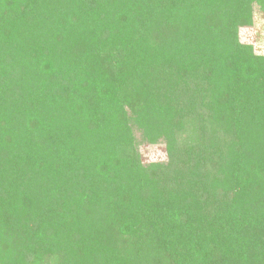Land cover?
Returning a JSON list of instances; mask_svg holds the SVG:
<instances>
[{
  "label": "trees",
  "instance_id": "1",
  "mask_svg": "<svg viewBox=\"0 0 264 264\" xmlns=\"http://www.w3.org/2000/svg\"><path fill=\"white\" fill-rule=\"evenodd\" d=\"M254 9L0 0V264H264Z\"/></svg>",
  "mask_w": 264,
  "mask_h": 264
},
{
  "label": "rangeland",
  "instance_id": "2",
  "mask_svg": "<svg viewBox=\"0 0 264 264\" xmlns=\"http://www.w3.org/2000/svg\"><path fill=\"white\" fill-rule=\"evenodd\" d=\"M252 22L251 27L239 28L238 39L241 43L251 45L255 54L264 56V17L256 9L253 11ZM136 137H138V134H136ZM138 142L137 150L144 164L164 162L166 160V154L162 144L147 145L140 142V140Z\"/></svg>",
  "mask_w": 264,
  "mask_h": 264
}]
</instances>
